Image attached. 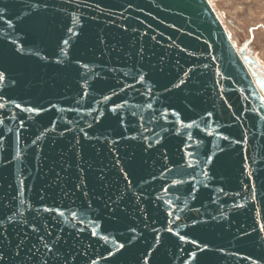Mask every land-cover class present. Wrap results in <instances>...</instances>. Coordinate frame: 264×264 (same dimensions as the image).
I'll list each match as a JSON object with an SVG mask.
<instances>
[{
	"label": "water",
	"instance_id": "1",
	"mask_svg": "<svg viewBox=\"0 0 264 264\" xmlns=\"http://www.w3.org/2000/svg\"><path fill=\"white\" fill-rule=\"evenodd\" d=\"M209 0H0V264H264V73Z\"/></svg>",
	"mask_w": 264,
	"mask_h": 264
},
{
	"label": "rangeland",
	"instance_id": "2",
	"mask_svg": "<svg viewBox=\"0 0 264 264\" xmlns=\"http://www.w3.org/2000/svg\"><path fill=\"white\" fill-rule=\"evenodd\" d=\"M209 2L232 45L236 48L247 46V55L259 64L258 73H264V15L260 16L253 0H209Z\"/></svg>",
	"mask_w": 264,
	"mask_h": 264
},
{
	"label": "bare ground",
	"instance_id": "3",
	"mask_svg": "<svg viewBox=\"0 0 264 264\" xmlns=\"http://www.w3.org/2000/svg\"><path fill=\"white\" fill-rule=\"evenodd\" d=\"M264 0H253V3L256 4V9L257 11H259L258 13H260V16H263L264 15V4L263 3ZM254 4V5H255ZM262 11V12H261ZM243 13V12H242ZM252 21V20H251ZM234 46V45H233ZM235 47V46H234Z\"/></svg>",
	"mask_w": 264,
	"mask_h": 264
},
{
	"label": "snow or ice",
	"instance_id": "4",
	"mask_svg": "<svg viewBox=\"0 0 264 264\" xmlns=\"http://www.w3.org/2000/svg\"><path fill=\"white\" fill-rule=\"evenodd\" d=\"M3 78V75L2 74H0V79H2Z\"/></svg>",
	"mask_w": 264,
	"mask_h": 264
},
{
	"label": "flooded vegetation",
	"instance_id": "5",
	"mask_svg": "<svg viewBox=\"0 0 264 264\" xmlns=\"http://www.w3.org/2000/svg\"><path fill=\"white\" fill-rule=\"evenodd\" d=\"M245 49H246L245 51L247 52V46H246V48H245Z\"/></svg>",
	"mask_w": 264,
	"mask_h": 264
}]
</instances>
